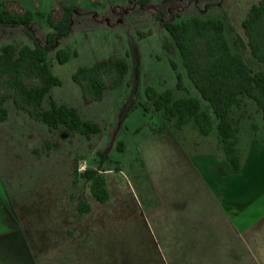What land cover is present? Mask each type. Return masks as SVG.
Wrapping results in <instances>:
<instances>
[{
	"label": "rangeland",
	"instance_id": "374dc122",
	"mask_svg": "<svg viewBox=\"0 0 264 264\" xmlns=\"http://www.w3.org/2000/svg\"><path fill=\"white\" fill-rule=\"evenodd\" d=\"M256 2L0 0V10L31 13L28 28L41 45L51 31L48 15L58 20L63 9L70 10L69 33L57 43L69 56L58 63L55 51L48 54L51 72L61 83L44 97L41 109H48L52 98L100 127L89 136L63 126L50 129L17 109L11 99L3 102L7 118L0 121V233L13 235L17 228L22 236L31 237L36 247H44L40 250L45 264H175L165 250L160 226L164 218L158 221L150 212L155 201L150 173L153 155L161 150L159 139L169 137L168 131L190 150L219 146L224 153V148L215 143V127L208 135L200 134L193 121L176 129L147 101L149 86L156 92L170 90L174 99L195 97L201 110L211 112L161 20L219 19L231 49L241 53L252 69L263 70L264 63L252 56L241 27ZM5 44L33 46L34 41L23 26L0 27V46ZM109 58L124 60L126 73L100 99L85 102L72 74ZM139 103L149 109L144 111ZM255 109L250 99L233 109L242 135L261 121ZM100 153L106 158L101 160ZM86 168L100 169L109 195L105 202L92 195L89 182L81 177ZM80 203L88 204L90 211L80 212Z\"/></svg>",
	"mask_w": 264,
	"mask_h": 264
},
{
	"label": "trees",
	"instance_id": "16d2710c",
	"mask_svg": "<svg viewBox=\"0 0 264 264\" xmlns=\"http://www.w3.org/2000/svg\"><path fill=\"white\" fill-rule=\"evenodd\" d=\"M30 20L29 11L0 10V27L23 26L34 41L33 46H0V121L7 118L3 102L11 99L17 109L26 111L31 118L42 121L50 129L63 126L86 136L99 132L100 127L96 123L84 120L75 108L58 104L52 98L50 107L41 109L44 97L53 86L61 83L51 72L48 54L55 51L58 63L66 62L69 56L65 50L57 48V43L69 33L70 10L63 9L58 20L52 14L48 15L51 31L47 33L44 45L38 43L29 30ZM161 23L181 56L188 78L200 97L209 103L211 112L201 110L200 101L195 97L174 99L170 90L156 92L149 86L145 89L147 101L152 110L162 112L166 121H173L176 129L193 121L200 134L208 135L215 127L227 161L237 170L239 161L235 155V143L240 125L232 112L250 99L255 102V110L260 112L264 121V69H252L241 53L231 49L224 23L219 19L197 16L180 22L161 20ZM241 27L252 56L264 63V0L250 6ZM171 64L175 69V64ZM126 71L124 60L109 58L78 68L72 74V80L79 86L82 99L90 102L100 99L106 88L117 86ZM177 86L182 87L179 74ZM139 105L144 111L149 109L146 104ZM100 154L101 160L106 158ZM80 175L89 182L90 191L99 202L108 199L99 168H86ZM89 209L88 204L78 205L80 212H88Z\"/></svg>",
	"mask_w": 264,
	"mask_h": 264
},
{
	"label": "crops",
	"instance_id": "0c3cea01",
	"mask_svg": "<svg viewBox=\"0 0 264 264\" xmlns=\"http://www.w3.org/2000/svg\"><path fill=\"white\" fill-rule=\"evenodd\" d=\"M260 120L243 135L239 128L237 170L219 146L190 150L168 131L169 137L159 139L161 150L153 155L150 173L155 186L150 212L158 221L164 218L160 226L165 250L175 264H264V121ZM215 143L220 144L217 135ZM16 230L13 235L0 233V264H45L40 250L44 247H36L31 237Z\"/></svg>",
	"mask_w": 264,
	"mask_h": 264
}]
</instances>
